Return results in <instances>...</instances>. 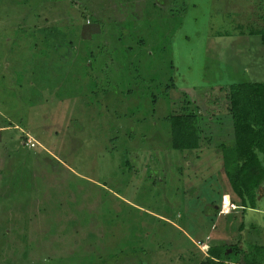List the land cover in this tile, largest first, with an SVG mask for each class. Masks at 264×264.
<instances>
[{
	"label": "rangeland",
	"instance_id": "rangeland-1",
	"mask_svg": "<svg viewBox=\"0 0 264 264\" xmlns=\"http://www.w3.org/2000/svg\"><path fill=\"white\" fill-rule=\"evenodd\" d=\"M255 32L264 0H0V264L264 259V189L242 212L222 159L224 91L264 83ZM187 101L200 147L177 151Z\"/></svg>",
	"mask_w": 264,
	"mask_h": 264
},
{
	"label": "trees",
	"instance_id": "trees-1",
	"mask_svg": "<svg viewBox=\"0 0 264 264\" xmlns=\"http://www.w3.org/2000/svg\"><path fill=\"white\" fill-rule=\"evenodd\" d=\"M251 34L262 36L264 42V32ZM224 92L228 99L227 119L233 130L232 145L222 147L224 173L235 195L234 202L242 207V212L255 210L264 189V83H234ZM187 103L189 105H183L181 112L167 117L172 148L177 151L197 150L200 147L199 110L191 106V101ZM24 134L23 141L26 142L27 132ZM227 251L222 246L211 247L208 261L203 264H224ZM260 253H263L261 248L253 246L248 254H244V264H264V259L257 256Z\"/></svg>",
	"mask_w": 264,
	"mask_h": 264
},
{
	"label": "built area",
	"instance_id": "built-area-1",
	"mask_svg": "<svg viewBox=\"0 0 264 264\" xmlns=\"http://www.w3.org/2000/svg\"><path fill=\"white\" fill-rule=\"evenodd\" d=\"M27 140L25 142V145L29 148H34L36 146V142L34 140L33 137H31L28 133H27Z\"/></svg>",
	"mask_w": 264,
	"mask_h": 264
}]
</instances>
